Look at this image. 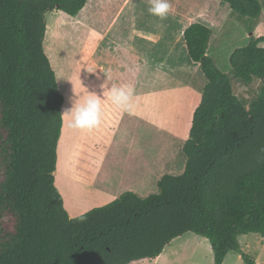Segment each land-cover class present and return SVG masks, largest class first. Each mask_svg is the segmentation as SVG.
<instances>
[{"label":"trees","instance_id":"16d2710c","mask_svg":"<svg viewBox=\"0 0 264 264\" xmlns=\"http://www.w3.org/2000/svg\"><path fill=\"white\" fill-rule=\"evenodd\" d=\"M87 0H0V264H129L158 256L186 232L205 237L214 264L237 251L258 264L239 237L264 238V36L232 50L230 71L207 54L211 29L183 32L206 82L193 111L181 174H164L158 193L124 191L70 217L55 186L64 96L44 52L45 15L77 14ZM251 32L258 0H220ZM256 92L239 98L232 82ZM16 220L6 233L3 220Z\"/></svg>","mask_w":264,"mask_h":264},{"label":"crops","instance_id":"0c3cea01","mask_svg":"<svg viewBox=\"0 0 264 264\" xmlns=\"http://www.w3.org/2000/svg\"><path fill=\"white\" fill-rule=\"evenodd\" d=\"M258 1L262 6V13L251 32L227 20V14H230L227 7L229 5L220 0H168L170 10L165 19H159L147 11L150 6L149 0L86 1L83 8L72 16L76 24L83 28L81 32L84 34L85 47L83 60L75 56L78 60L75 67L77 72L83 73L85 81H88L94 87L95 93L100 96L101 115L109 126L105 137L106 151L91 174L86 173L74 177L72 180L75 185L74 190L82 191L80 184L86 180L91 187L99 182L101 188L99 190L92 188V192H96L95 194H99L107 201L123 191L117 190L116 186H121L120 189L135 190L134 185L143 183L140 180L128 181L124 177L120 178L121 182L114 185L112 181L107 180L114 174V171L111 169L109 171L113 173L103 176L100 170L102 172L117 137L121 138V143L130 147L131 138H133L131 131L141 128L149 130L152 128L159 131L170 129L163 128L161 125L166 121L165 114L167 113L165 112L166 107L162 104H166L167 97L172 93L173 83L180 82L179 79L187 83L185 96H182L185 101L179 102L181 105L185 104L188 115L183 130L187 132L190 128L193 111L200 101L206 79L198 63L192 61L187 54L183 37L185 28L191 23L199 22L211 29L207 54L220 68L221 55L224 56L227 65L232 50L244 46L250 35L264 36V19H262L264 0ZM62 13L59 10L51 12L56 16ZM46 36L56 37L55 24L46 22ZM230 36H232V41H229ZM259 45L264 47V41ZM186 67L189 69H185ZM121 85H128L134 89L128 110L117 108L108 96V90L111 87ZM178 112L180 111L175 113ZM172 121L174 124L177 122V128L182 127L179 118L173 117ZM129 132L131 136H128ZM184 135L186 136L187 133ZM171 136L175 137V134H169L168 138ZM169 146H161L162 152L159 154L165 155L169 152L172 148ZM181 152L178 147L179 156ZM152 158L145 157L138 152L123 156V158L114 157V167L123 165L125 169H146L145 174H151L152 164H158L156 175L159 177L164 174H177L184 170L182 157L179 164L164 161L165 158L153 163ZM84 187L85 190H90L85 185ZM60 194L64 195L63 192ZM65 198L64 195V206H66ZM68 207L66 210L70 217L77 215L74 214L72 204L68 203ZM239 243L245 252L252 249L249 251L252 252L251 255L258 264H264V238L256 234L242 235L239 237ZM187 251L188 254L185 253ZM129 264H214V256L211 245L205 237L186 232L172 239L158 256L133 261ZM222 264L244 263L237 251H229Z\"/></svg>","mask_w":264,"mask_h":264},{"label":"rangeland","instance_id":"374dc122","mask_svg":"<svg viewBox=\"0 0 264 264\" xmlns=\"http://www.w3.org/2000/svg\"><path fill=\"white\" fill-rule=\"evenodd\" d=\"M227 7L230 10V14H227V16L229 17H227V20H230L232 24L234 22L241 28H245L243 22L240 21L241 19L233 12L231 13L230 6ZM73 19L74 18H72L71 15H68L66 13H62L60 16H56L54 14H51L50 12L45 15V21L47 23H53L56 26V37L51 38L46 36L44 38V52L48 57L51 68L54 72L57 88L59 92L63 94L65 99L61 110V136L65 127L63 110L65 111L66 109L70 108L72 101L84 94V88H86L90 92H95L94 87H92V85H90L88 81H85L83 73L80 71L77 72V69L75 67V63H77L78 61L76 60V57L77 59L80 58L81 60H83L85 47L83 41L84 34L81 32L83 28L82 26L76 24ZM262 19H264V17ZM229 41H232V36H230ZM222 52H224V50ZM219 62V69L224 73H229V61H227V69V65L223 55L220 56ZM174 69H176V67H174ZM185 69L189 68L186 67ZM179 81L180 82L173 83L172 93L167 97L166 104H162V106L166 107L165 112L167 113L165 114L166 121L161 125H163V128H170L169 130L159 131L154 130L152 128L150 130L141 128L135 131H131L133 138H131L132 144L130 145V147L121 143V138L117 137L114 145L111 148L108 160L106 164H104L105 166L102 172L100 170L101 175L107 176L106 174L109 175L114 171V174L109 176V179H107L109 180V182L112 181L114 185H116V183L119 181L121 182L120 178L123 179L124 177H126L125 180L128 181L140 180L143 183H137V185H134L135 190L120 189L121 186H116L117 190L123 191L118 193L114 198L110 200L105 201L106 199L104 197L99 196V194H95L96 192H92V188H98V190L99 188H101V184H99V182H97V184L91 187L87 180L83 181V184H80L82 191L79 192L77 190H74L75 185L72 181L76 175L78 177L86 173L91 174L96 168V164H98V161L100 160L102 154H104L107 149L105 137L108 133L107 128L109 126V123L106 121V119H103V115H101V122L98 126L92 129L76 130L70 128L69 121L68 119L66 120L67 131L65 134L63 145V168L60 167L62 166L61 164L59 165L58 146L59 141L61 139L60 136L57 146V171L55 172L54 176L56 188L59 192H63L66 196V206H64L65 209L69 208L68 203L72 204L74 214H77L73 217L80 216L85 212L91 210L92 208L102 206L116 199L124 191H131L142 198L150 194L159 192L157 181L160 179L161 176L159 177V175H156L159 167L158 164H152V173L145 174L146 169H125V166L118 164H115L118 166L114 167V157L123 158V156L138 152L145 157H153L151 159L153 163H156L159 160H164L165 158L164 161L167 160V162L171 161L176 164L180 163V158L182 157L185 167L186 157L183 155L182 152L181 156H179L177 154V150L179 147L180 151H182L183 144L188 137L189 129L187 130V132L183 130L184 126L186 125V119L188 117L186 106L185 104L181 105L179 103L181 102V100L185 101V98H182V96H185L187 83L181 79H179ZM232 85L234 86V92L239 98L243 97L245 99H248L255 94L257 84H254L251 88H249L242 84H239L238 82L233 81ZM177 105H179L178 108H176ZM178 110L180 111L178 112L179 114L175 113ZM173 117H176V119L179 118L180 123H182L181 128H177V122L175 124L173 123ZM186 133L187 135L185 136L184 134ZM169 134H175V137L171 136V138H168ZM128 136H131L130 132ZM168 145H170L169 147L172 146V148H170V151L166 152L165 155H160L159 152H162L161 146L167 147ZM65 165H67L68 169L66 173L63 172ZM84 167H86V170H84ZM111 169L113 171H109ZM153 170L156 171V173H153ZM181 173L182 171L173 175H178ZM84 185L90 190H85ZM64 195H62L63 198ZM70 213L72 214L73 211ZM15 223V218L13 216L7 215L2 223L4 232H13ZM249 250L252 251V249H248V251L246 250V253L251 255L252 252H250ZM185 253L188 254L189 252L187 251Z\"/></svg>","mask_w":264,"mask_h":264},{"label":"clouds","instance_id":"9594fccd","mask_svg":"<svg viewBox=\"0 0 264 264\" xmlns=\"http://www.w3.org/2000/svg\"><path fill=\"white\" fill-rule=\"evenodd\" d=\"M147 11L159 19H165L170 10L168 0H149ZM134 95V89L128 85L113 86L108 96L117 108L128 110ZM69 127L76 130L92 129L101 122V98L95 92L84 88V94L72 101L71 107L64 112Z\"/></svg>","mask_w":264,"mask_h":264},{"label":"bare ground","instance_id":"6f19581e","mask_svg":"<svg viewBox=\"0 0 264 264\" xmlns=\"http://www.w3.org/2000/svg\"><path fill=\"white\" fill-rule=\"evenodd\" d=\"M64 112V110H63ZM63 118H64V121H65V127H64V130H63V134L61 136V139L59 141V146H58V154H59V165L61 164L62 166H60L61 168H63V160H64V156H63V145H64V138H65V134H66V118H65V114L63 113ZM70 153V152H69ZM63 158V159H62ZM65 162V161H64ZM67 165L64 166V171L63 172H67Z\"/></svg>","mask_w":264,"mask_h":264}]
</instances>
